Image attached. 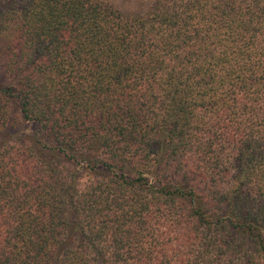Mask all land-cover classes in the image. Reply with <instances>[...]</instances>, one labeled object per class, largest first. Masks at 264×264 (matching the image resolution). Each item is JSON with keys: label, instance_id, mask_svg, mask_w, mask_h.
<instances>
[{"label": "trees", "instance_id": "trees-1", "mask_svg": "<svg viewBox=\"0 0 264 264\" xmlns=\"http://www.w3.org/2000/svg\"><path fill=\"white\" fill-rule=\"evenodd\" d=\"M0 0V264H264V0Z\"/></svg>", "mask_w": 264, "mask_h": 264}, {"label": "rangeland", "instance_id": "rangeland-1", "mask_svg": "<svg viewBox=\"0 0 264 264\" xmlns=\"http://www.w3.org/2000/svg\"><path fill=\"white\" fill-rule=\"evenodd\" d=\"M112 3H114L117 7H119L122 10H129L131 5V0H111Z\"/></svg>", "mask_w": 264, "mask_h": 264}]
</instances>
